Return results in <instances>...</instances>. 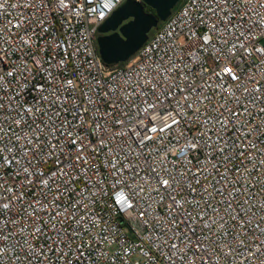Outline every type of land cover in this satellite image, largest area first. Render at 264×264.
<instances>
[{
  "label": "built area",
  "instance_id": "2783aa9c",
  "mask_svg": "<svg viewBox=\"0 0 264 264\" xmlns=\"http://www.w3.org/2000/svg\"><path fill=\"white\" fill-rule=\"evenodd\" d=\"M123 1L0 0V264H264V0Z\"/></svg>",
  "mask_w": 264,
  "mask_h": 264
},
{
  "label": "water",
  "instance_id": "95a60500",
  "mask_svg": "<svg viewBox=\"0 0 264 264\" xmlns=\"http://www.w3.org/2000/svg\"><path fill=\"white\" fill-rule=\"evenodd\" d=\"M179 1L124 0L97 28L96 51L101 62L106 67L125 63Z\"/></svg>",
  "mask_w": 264,
  "mask_h": 264
},
{
  "label": "trees",
  "instance_id": "16d2710c",
  "mask_svg": "<svg viewBox=\"0 0 264 264\" xmlns=\"http://www.w3.org/2000/svg\"><path fill=\"white\" fill-rule=\"evenodd\" d=\"M179 2H180V1H179ZM179 2H178V4H179ZM178 4H177V5H178ZM177 5H176V6H177ZM176 6H175V7H176ZM144 11H145V12H151V10H150L149 8H147V7H144ZM120 65H121V64H118V65H116V66H120Z\"/></svg>",
  "mask_w": 264,
  "mask_h": 264
},
{
  "label": "rangeland",
  "instance_id": "374dc122",
  "mask_svg": "<svg viewBox=\"0 0 264 264\" xmlns=\"http://www.w3.org/2000/svg\"><path fill=\"white\" fill-rule=\"evenodd\" d=\"M180 1H181V0H180ZM174 8H175V7H174ZM174 8H173V9H174ZM152 31H153V30H152ZM152 31H151V32H152ZM151 32H150V33H151ZM150 33H149V34H150Z\"/></svg>",
  "mask_w": 264,
  "mask_h": 264
}]
</instances>
